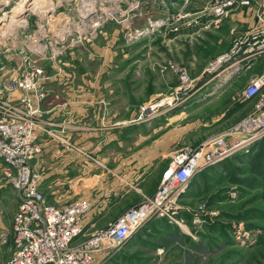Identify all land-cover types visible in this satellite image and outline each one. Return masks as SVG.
<instances>
[{
  "label": "rangeland",
  "instance_id": "rangeland-1",
  "mask_svg": "<svg viewBox=\"0 0 264 264\" xmlns=\"http://www.w3.org/2000/svg\"><path fill=\"white\" fill-rule=\"evenodd\" d=\"M20 1L0 0V71L39 68L43 97L38 108L46 95L49 107L64 93L106 98L105 105L97 100L95 115L77 117L88 128L78 129L79 143L65 137L53 117L34 120L35 130L52 140L54 149L72 154L79 172L89 179L83 190L97 201L76 199L87 200V214L93 210L100 223L86 226L84 236L153 194L176 151L228 133L250 112L239 114V94L252 77L248 70L233 67L243 48L213 72L209 63L233 49L250 28L231 14L254 12L258 2L235 6L217 19L213 0H23L25 8L11 19ZM227 73L231 80L217 96L218 90L211 93L209 84L202 86L208 76ZM219 113L224 114L214 125L233 122L230 127H207ZM263 139L227 156L228 164L242 167L233 156L249 153ZM220 161L188 179L169 217L155 218L151 228L129 236L141 239L129 247L123 241L100 251L96 264H264L260 189L237 183L235 179L248 175H229ZM125 178L143 179L154 191H129L124 200L110 197L108 189L123 187ZM15 199L10 185L0 182V230L10 226ZM6 254L0 253V263Z\"/></svg>",
  "mask_w": 264,
  "mask_h": 264
},
{
  "label": "built area",
  "instance_id": "built-area-1",
  "mask_svg": "<svg viewBox=\"0 0 264 264\" xmlns=\"http://www.w3.org/2000/svg\"><path fill=\"white\" fill-rule=\"evenodd\" d=\"M250 3L251 0H213L212 15L218 19L235 6ZM253 17V24L235 47L209 63L210 72L241 48L239 60L243 61L264 53V4H257ZM41 74L39 68L0 71V182L9 184L17 198L9 228L0 230V244L9 246L0 264H96V253L117 247L145 221L169 217L176 209L175 197L196 171L264 136L263 69L241 90V100H252L251 110L228 133L208 137L196 148L176 151L162 170L153 194L84 236L81 221L90 203L85 199H74L60 207L49 203L38 189L40 175L30 165L40 151L34 120L38 101L43 97Z\"/></svg>",
  "mask_w": 264,
  "mask_h": 264
},
{
  "label": "crops",
  "instance_id": "crops-1",
  "mask_svg": "<svg viewBox=\"0 0 264 264\" xmlns=\"http://www.w3.org/2000/svg\"><path fill=\"white\" fill-rule=\"evenodd\" d=\"M251 1L264 4V0H251ZM231 16L232 18H236L237 20H239L237 22L238 23L241 22L246 28L251 26L254 21L253 12L249 11V9L244 10V11L239 10L238 12H234V14H231ZM234 66H236L237 69L240 68L241 70L243 69L248 70L250 78H251L254 75H257L264 68V53L260 57L255 58V59H249L248 61L240 60L239 62L234 64ZM229 77H230V74L228 75V73L226 75L223 74L221 76H218V75L210 76V77L208 76L206 80L203 81L202 86L206 88V84H209L210 86L207 88V90L210 89L211 93L216 92L218 90L216 93V96H217V94L225 90L226 88L225 86L229 84L231 80V78ZM215 84L221 85L220 88L218 87V85L215 86ZM64 94L67 96L66 97L61 96ZM64 94L63 93L60 94L61 97L57 98L55 106H50V107L46 106L45 104L46 100L51 99L49 96L46 95L43 101H41L39 104L37 117H39V119L42 118L43 120H47L53 117L55 121L59 125H61L62 128H64L65 137L71 138L70 141L74 143H79L78 140L80 139L78 138L79 136L78 129L88 130V128H83L81 125V122L77 121L78 120L77 117L81 118L83 117V115H89V114L95 115L96 104L99 103L97 102V100L99 101L103 100L104 102L102 104L105 105L106 98H105V95L100 96V95H95L94 93L92 94L85 93V94L78 95L77 97L75 96V94H73V97H70V93H64ZM216 96H214L213 98H215ZM210 99L206 100L205 103L209 102ZM240 102L242 103L241 105L242 111L239 114L243 116L248 111L251 110L252 100L250 99L241 100ZM202 105L203 103L199 105V108H201ZM239 106L240 105H238L237 108H239ZM99 107L100 105L97 106V108ZM223 114L224 113H219L216 115L217 118L215 119L212 118L207 124L208 125L207 127L212 128L218 125L223 126L222 129L230 127V125L233 122H227L222 125H220V123L218 124L216 123V125H214L215 122L220 118V116L221 117L223 116ZM232 114H234L233 111H231V115ZM180 115H181V112L179 114H174L170 118V120H172L173 118L174 120H176L175 118L179 117ZM202 125L206 126L204 122L202 123ZM37 142L40 146V151L30 161V165L32 169L36 171L37 173H39L40 175L38 189L42 192L46 200L49 203H52L60 207L78 198L79 196L83 198L89 197L90 199L91 192L89 190L87 191L83 190L84 187L86 186L85 184H87L89 179L87 177H83L82 176L83 174L79 172L80 169L78 168V165L76 164V161L73 155L71 154L72 155L71 156L70 153L68 152L64 153V151L60 150L59 148L54 149V145H53L54 142L52 140H49L48 137H46L44 133L38 134ZM82 143L85 145L89 143V141H82ZM77 182L79 183V185H77ZM124 183L125 185H123V187L117 186L115 187V189H108L109 194H111L110 197L112 195H118V197H116L118 200L119 199L124 200L127 197V193L129 191L136 192V193H138L139 191V193H141V189L144 188L146 191H148V192L143 193L146 195L147 194L150 195L154 191V190L152 191L151 188L147 187L143 179L133 182L131 179L125 178ZM132 186H135L136 188ZM109 198L107 199L109 200ZM90 200H91V204L97 201V200H94V198ZM108 200H107V203H108ZM15 201H16L15 202L16 204L14 206V210L12 214L16 210L17 198L15 199ZM97 216L98 214L96 215L95 213H93V210L90 211L88 214L86 213L84 215V218L82 219L83 233L86 231L85 230L86 226L94 225L95 223H100L99 218L97 219ZM153 225H155V218L148 220L145 224L142 225L143 227L138 228L136 231H134L133 234L130 235V237L138 235V233L145 231V229L147 228H151ZM138 240H141V239H125L124 242H126L125 245L131 246ZM1 248L2 247L0 246V250ZM3 249L4 250L0 251L1 254L2 252L7 253L6 251L9 249V246L6 244V246L5 245L3 246ZM153 249H155V245L153 246ZM96 256H100V255L96 253Z\"/></svg>",
  "mask_w": 264,
  "mask_h": 264
},
{
  "label": "trees",
  "instance_id": "trees-1",
  "mask_svg": "<svg viewBox=\"0 0 264 264\" xmlns=\"http://www.w3.org/2000/svg\"><path fill=\"white\" fill-rule=\"evenodd\" d=\"M258 143L260 144L259 147L249 153L234 154L235 156H233V158L240 164H243L242 167L238 165H229L227 158L222 159V161H220L221 163H219L222 164L223 171L229 175L233 173L248 175L243 179L235 180L238 181L237 183L249 188L260 189L258 198L264 202V139Z\"/></svg>",
  "mask_w": 264,
  "mask_h": 264
},
{
  "label": "bare ground",
  "instance_id": "bare-ground-1",
  "mask_svg": "<svg viewBox=\"0 0 264 264\" xmlns=\"http://www.w3.org/2000/svg\"><path fill=\"white\" fill-rule=\"evenodd\" d=\"M33 1H34V0H33ZM35 1H36V0H35ZM35 1H34V2H35ZM24 8H25V2L22 0V1H20L19 3H17V4L15 5V7L12 9V13H13V14H12V16H11L10 18H11V19L14 18V16H16L18 13H20ZM2 19H3V18H2ZM9 20H10V19H9ZM152 21H153V20H152ZM0 23H1V22H0ZM176 224L179 225L177 221H176ZM135 231H136V230H135ZM133 232H134V231H133ZM131 234H132V233H131ZM131 234H130V235H131ZM130 235H129V236H130ZM129 236H128V237H129Z\"/></svg>",
  "mask_w": 264,
  "mask_h": 264
}]
</instances>
